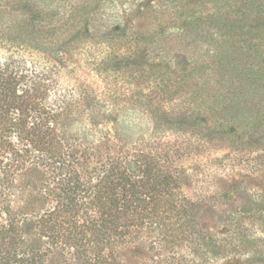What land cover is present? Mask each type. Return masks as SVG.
I'll list each match as a JSON object with an SVG mask.
<instances>
[{"label":"trees","instance_id":"16d2710c","mask_svg":"<svg viewBox=\"0 0 264 264\" xmlns=\"http://www.w3.org/2000/svg\"><path fill=\"white\" fill-rule=\"evenodd\" d=\"M6 1L0 0V5ZM91 1L97 5L88 14ZM197 1L200 0H151V6L142 4L139 9H133L137 0H84L69 17L70 21L60 27L56 23L65 18L66 11L58 0L10 2L11 12L26 15V28L21 30H30L34 41L45 48L57 49L50 52L52 56L43 66H15L21 63L0 60V264H45L51 256L70 254V251L78 264H125L123 252L145 234L154 236L151 246L157 245L163 250H167L165 244L173 247L158 264H264V202L247 206L239 216H231L237 228L227 229L220 238L198 233L201 210L212 213L221 202L218 186L223 179L219 172L212 173L210 167H184L179 162L183 153L171 147V140L177 137L175 140L182 139L196 149L211 145L210 138L204 137L207 139L204 140L192 134L193 139L176 133L168 136L162 131L159 134L155 127L143 141L140 136L134 140L130 137L135 134L126 128L129 124L118 125L122 143L114 142L109 131L102 135L104 140H100V136L91 138L88 133V136H73L68 131L63 133L61 118L66 110L50 104L55 99L61 104L65 101L55 76L67 70L74 55L67 46L62 48L59 37L62 32H72L77 28L76 21L81 20L86 22L83 34L99 37L95 46L106 47L113 53L101 58V64L91 63V58L90 63H86L104 81L109 76L102 66L115 65L118 52L125 51V47L131 52L133 56L128 57V61L135 60V64L125 67L123 63L119 72L122 75L126 72L129 78L139 70L136 73H143V76L139 74L140 82L148 84L143 89L149 88L150 94H154L147 104L133 100L141 109L131 111L134 115L136 110L151 114L155 126L157 123L169 125L173 117L163 114L162 99L153 101L161 94L159 87L167 82L168 76L157 72L155 58L151 60L140 52L141 43L152 36L161 40L160 45H154V51L171 50L166 47V40L173 43L177 40L182 52L203 51L215 63L216 71L209 68V72L226 74L229 79L238 80L241 87L246 86L250 94L259 96L264 90V50L256 43V32L251 34V31L264 29V0H246L237 8L238 18L233 24L229 22L224 2L218 3L214 15H205L190 12L189 7ZM130 8L134 17H150L156 22L161 18L166 26L152 36L141 34L128 16ZM0 14L5 15V12ZM110 28L116 34L111 38L108 37ZM118 39L125 44H116ZM94 48L97 51V47ZM77 50L75 53L81 56ZM95 51L88 52V57L95 55ZM244 52L256 55L259 60L233 72L231 57ZM236 90L222 96L226 110L247 102L240 88ZM68 104L69 107L70 101ZM200 109L192 111L191 115L206 114L207 118L218 114L214 107L207 106L205 110L201 106ZM233 110L230 112L236 125L233 133L238 138L243 134L239 128L241 123L249 125L250 117L264 119L261 111L259 115L248 106ZM63 142L71 143L65 149ZM260 155L256 157L261 158L257 163L255 157L241 159L250 171L260 172L264 150ZM35 168L47 175L48 181L43 187L25 178L26 172ZM224 169L232 168L225 164ZM187 177L208 190L214 188L209 192V199H203L204 208L197 198L183 195V178ZM229 180L230 185L235 184L232 178ZM30 191L38 195L42 212H27L24 197L30 195ZM184 245L190 248L192 257L178 254Z\"/></svg>","mask_w":264,"mask_h":264},{"label":"rangeland","instance_id":"374dc122","mask_svg":"<svg viewBox=\"0 0 264 264\" xmlns=\"http://www.w3.org/2000/svg\"><path fill=\"white\" fill-rule=\"evenodd\" d=\"M12 1L8 0L4 5H0V13L5 12V15L0 14V60L4 62L8 59V62L14 60L21 63H16L15 66H33L34 64H41L43 66L46 63V59L52 56L50 52L55 51L57 48H45L40 43L34 41L35 36L30 35V30H21L22 28H26L27 18L24 13H14L9 10V4ZM83 1L58 0L61 6L64 5L66 13L65 18L57 22L56 25L60 27L64 23L69 22V17L76 13L75 9H79ZM150 1L137 0L133 5V9H139V6L142 4L151 6ZM222 2H224L223 7H225L226 13L229 14V22L233 24L235 19L238 18L237 8L242 7L246 0H200L193 6H190L189 10L195 14L214 15L219 6L218 3ZM96 5L97 3L94 5L92 1L90 2L88 14H91ZM120 10L124 11L127 9L121 8ZM131 13L130 8L128 16L132 18L131 22L133 26H137L141 34L152 36L159 28L166 26V23L160 20L161 18L156 22L150 17L146 19L134 17ZM104 18L107 20L108 16L106 15ZM76 23L77 28L72 30V32H62L59 37L61 46H63L62 48L67 46L72 50L71 52H74L73 58L68 63L67 70L61 75L55 76L57 82L62 87L61 93L65 97V101L62 104L58 99L50 102L51 105L57 106L61 110H66L63 118H61L63 133L68 131L73 136H80L81 134L88 136V133L91 138L99 139L100 136V140H104L105 137L102 135L106 131H109V137L114 142L122 143V138L118 137V125L129 124L126 128L128 129L127 131L135 134L136 137L134 135L130 137L134 138V140L140 136L141 141H143V138L148 137L149 130L151 131L155 127V129L159 130V134L162 131L168 136L176 133L180 134V136L192 137L193 139L195 137L192 134L204 140H207L205 138H210L212 144H206L201 147L197 146L196 149L198 150L195 149V145L189 144L182 139L175 140L177 137L171 140V147L183 153L184 157L179 162L184 167H210L212 173L219 172L223 179V183L218 186L221 189L217 188L220 190L221 202L215 205L212 213L205 209V211L201 210L197 228L198 233L201 236L212 235L220 238L227 229L237 228L230 220L231 216H239L243 213V209L248 208L247 206H256L264 202V165L260 172L250 171L246 167L244 159H241L242 157L247 158L251 156L255 157V163L260 162L261 158L256 157L261 156L260 154L264 150V119L261 118L263 120L261 121L259 116L257 119L256 117H250L248 118L249 125L241 123L239 125L240 131L243 133L241 139L233 133V128L236 125L232 122L230 112L234 108L238 107L241 109L244 106H248L254 110V113L260 115L261 111V116H264V90L259 93V96H262L260 99L259 96H253L252 92L250 94L249 91H246V86L241 87L238 80L229 79L226 74L222 75L221 72H209L210 69L216 71L215 63L211 61V57L203 51H198L195 54L188 51H179L180 47L178 45L181 44L177 40H175V43L172 40H166V47L171 48V50L164 53L156 52L154 51V45L156 43L160 45L161 40L152 36L141 43L140 52L145 54L146 58L148 56L151 60L155 58L154 64L158 65L156 68L158 69L157 72L162 76L164 75V77L168 76L167 82L159 87L161 94L156 99H153V101L159 100L160 102L162 99L163 102L161 103L164 105L161 110L164 111L163 114L167 113L168 118L173 117L171 124L161 125L157 123V126H155V120L151 118V114H143L141 111L136 110L134 115L131 111V109H141L140 104L134 105L133 100H139L147 104L148 99L154 98V94H150L149 88L143 89L148 84L140 82V75L143 76L142 72H139V75L136 73L139 70H136L135 73L128 76L129 78H127L126 72L125 75L119 72V67L123 63L125 67L135 64V60L128 61V57L133 56L131 52L127 51V47H125V51L118 52L120 55L116 57L115 65L107 63L106 66H102L109 76L108 80L104 81V78H100L97 72L94 71V68L86 65V63H90L89 58H91V63L101 64V61H99L101 58L113 53L106 47L95 46L99 43V37L83 34L85 21H76ZM260 30L255 29L253 32L251 31V34L256 32V43L264 50V29ZM108 33V37L110 38L111 36H116L111 28L108 30ZM116 44L122 45L125 43H120L118 39V43ZM94 47H97V51H95ZM76 49H78V53L81 52V56L75 53ZM94 51L95 55L88 57V52L92 54ZM101 51L102 54H99ZM249 53L244 52L231 57L233 60L232 64L235 67L233 72L242 70L249 63H255V59L259 60V57L254 54L249 55ZM93 58L96 61H93ZM97 67L101 68V66ZM144 74L146 73L144 72ZM122 78L124 80L121 82ZM31 81L32 78L29 76L28 84ZM92 88L96 90L94 93L91 91ZM239 88L240 93L247 98V102L245 104H237L226 110L227 106H225L222 96L228 95L231 91H237L236 89ZM240 97L241 95L236 98ZM69 101L70 106L68 107ZM201 106L205 110L207 106L209 108L214 107V110L218 114L209 115L207 118L206 114L199 117L194 114L193 117L191 115L192 111L195 113L197 110H201ZM68 109H70L69 113L67 112ZM73 126L77 127V129H74ZM130 138H128V143L130 144L129 146H132ZM63 143L66 149L71 142L69 144ZM167 150L171 151L170 148ZM171 153L173 154L172 151ZM191 158L194 159L191 161ZM225 164L231 166L232 169L226 171L224 169ZM41 170L39 168L31 169L26 172L25 178L29 179L31 183L36 181V186L43 187L48 180L47 175H43ZM227 173L229 174L228 176L225 175ZM25 178L24 181L26 180ZM231 178L235 182L234 185H230L229 179ZM182 190L183 195L188 198L200 200L203 208L205 207L203 199H209V192L211 191L205 185L201 187V184L197 180L189 177L183 178ZM24 198L27 199V203H24L28 208L27 212L43 211L37 194H31L30 191V195H26ZM241 230L246 232L244 228ZM151 237L154 236L145 234L143 238L141 237L138 241L130 244L128 249L123 252V262L125 264H158V261L162 257L170 254L173 247L165 244L167 250H163L161 248L158 249L157 245L151 246ZM185 245L178 254L192 257L190 248ZM71 253L73 252L70 251V254L64 253L62 256L58 254L57 256H51L45 264H78Z\"/></svg>","mask_w":264,"mask_h":264}]
</instances>
